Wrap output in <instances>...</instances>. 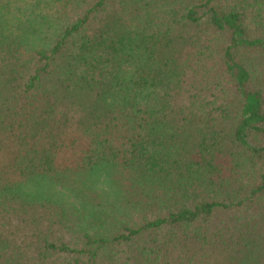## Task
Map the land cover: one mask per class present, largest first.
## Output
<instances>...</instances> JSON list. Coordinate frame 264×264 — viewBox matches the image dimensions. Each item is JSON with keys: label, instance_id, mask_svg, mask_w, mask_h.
<instances>
[{"label": "trees", "instance_id": "trees-1", "mask_svg": "<svg viewBox=\"0 0 264 264\" xmlns=\"http://www.w3.org/2000/svg\"><path fill=\"white\" fill-rule=\"evenodd\" d=\"M0 264H264V0H0Z\"/></svg>", "mask_w": 264, "mask_h": 264}]
</instances>
